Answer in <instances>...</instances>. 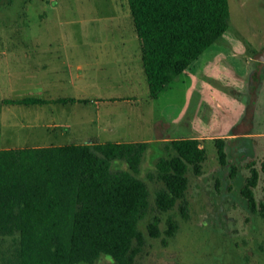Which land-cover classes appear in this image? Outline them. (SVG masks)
Here are the masks:
<instances>
[{
  "label": "rangeland",
  "instance_id": "obj_1",
  "mask_svg": "<svg viewBox=\"0 0 264 264\" xmlns=\"http://www.w3.org/2000/svg\"><path fill=\"white\" fill-rule=\"evenodd\" d=\"M229 3V29L151 99L128 0H0V149L66 144L47 137L45 126L52 132L68 122L77 142H150L139 177L151 212L141 223L147 243L135 264H264V216H250L240 204L249 172L239 169L226 193L230 169L219 163L214 140L237 134L229 150L239 168L264 157V62L254 59L264 50V0ZM27 97L85 102L68 105L67 114L57 111L63 103H4ZM189 137L201 140L207 159L201 175L189 173L185 219L178 207L165 214L155 208L162 187L155 167L167 141ZM155 216L158 238L148 233ZM169 216L179 230L166 239ZM13 248L0 238V256Z\"/></svg>",
  "mask_w": 264,
  "mask_h": 264
},
{
  "label": "trees",
  "instance_id": "obj_2",
  "mask_svg": "<svg viewBox=\"0 0 264 264\" xmlns=\"http://www.w3.org/2000/svg\"><path fill=\"white\" fill-rule=\"evenodd\" d=\"M150 98L185 72L229 29V0H128ZM85 102L76 98L5 99V104L36 105ZM219 163L229 193L239 169L248 175L240 188V204L250 216H264V157L250 158L239 168L230 139L215 138ZM150 142L70 143L0 149V238L13 241L6 264H135L147 237L142 221L151 212L150 190L139 177ZM229 151L234 154L229 159ZM253 154V153H252ZM251 154V155H252ZM207 151L194 137L175 138L164 145L155 172L162 187L155 208L176 207L189 216L186 193L189 173L199 176ZM124 164L116 169L113 163ZM153 177V176H150ZM260 191L261 198L257 193ZM161 219L148 226L150 237L161 236ZM166 239L176 236L179 223L166 219Z\"/></svg>",
  "mask_w": 264,
  "mask_h": 264
},
{
  "label": "crops",
  "instance_id": "obj_3",
  "mask_svg": "<svg viewBox=\"0 0 264 264\" xmlns=\"http://www.w3.org/2000/svg\"><path fill=\"white\" fill-rule=\"evenodd\" d=\"M131 16V15H130ZM134 26V25H133ZM133 30H134V32H135V29H134V27H133ZM136 33V32H135ZM137 35V34H136ZM138 37V36H137ZM59 45H62V46H59L58 48L59 49H61V47L63 48V49H68L70 46V44H59ZM79 68H81V66H79ZM71 104H81V102H75V103H67V104H64L63 105V108H61V109H58L57 111H60L61 110V112H63V113H66L67 114V112H69V110H68V105H71ZM66 105V106H65ZM67 111V112H66ZM55 112V111H54ZM60 114V113H59ZM73 126H74V124L73 123H70V122H68V123H65L64 125H62V124H56V125H54V128H55V130H51L52 132H50V128L51 127H49V126H45V132H47L49 135H47V137L48 136H52V138L54 139V140H68V141H66V144H70V143H73V142H75V143H80V144H82L83 142H77V141H75V140H77V139H75V138H72V137H74V136H72V129H73ZM33 128H38L37 126H35V127H33ZM56 129H58V130H56ZM250 135H252V133L250 134ZM262 135H264V134H262ZM262 135H257V136H262ZM256 135L255 136H252V137H257ZM237 137V134H233V135H229V137H228V139H230V140H232V139H235ZM194 138H197V137H194ZM93 139H97V140H99V141H101L100 140V137H97V136H95V137H92V139H90L89 141L87 140V141H85L84 143H90V141L92 142L93 141ZM167 139V138H166ZM199 139V138H198ZM73 140V142H71ZM118 142H121V141H118ZM132 142H140V141H132ZM144 142H148V141H144ZM103 143H106V142H103ZM53 145H56V144H53ZM61 145H65V144H61ZM35 147V146H34Z\"/></svg>",
  "mask_w": 264,
  "mask_h": 264
},
{
  "label": "water",
  "instance_id": "obj_4",
  "mask_svg": "<svg viewBox=\"0 0 264 264\" xmlns=\"http://www.w3.org/2000/svg\"><path fill=\"white\" fill-rule=\"evenodd\" d=\"M254 59L257 60V61H260V62H264V50L259 52V53H257L255 55ZM90 143H91V141H90Z\"/></svg>",
  "mask_w": 264,
  "mask_h": 264
}]
</instances>
